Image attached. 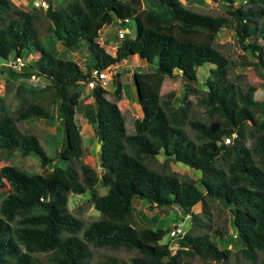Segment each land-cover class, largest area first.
<instances>
[{"label": "trees", "instance_id": "trees-1", "mask_svg": "<svg viewBox=\"0 0 264 264\" xmlns=\"http://www.w3.org/2000/svg\"><path fill=\"white\" fill-rule=\"evenodd\" d=\"M222 1L227 15L195 11L181 0H147L143 8L142 0H63L55 7L46 0L47 7L31 4L27 10L0 0V60L37 54L22 71H7V86L15 89L23 107L14 116L0 115V149L19 150L22 157L33 155L50 166L46 175L13 164L0 166V192L8 186L0 199V264H41L36 253L47 256L46 264H87V244L134 252L121 264H188L183 258L202 264H264V98H256V86L235 71L252 65L264 79V0ZM126 18L135 20V36L127 31L113 54L105 51L97 41L100 29ZM224 26L233 29L236 42L253 61L230 59L217 48L215 37ZM200 33L205 37L194 36ZM53 37L67 50L86 41L85 70L59 55ZM133 55L144 59L147 69L132 73L142 115L134 118L128 133L104 87L95 85L93 99L86 103L80 94L92 70ZM205 64L215 77L205 81L204 89L187 87L201 93L199 101L216 121L186 118L178 106L176 113L185 124H171L169 101L160 97L163 79L178 70L196 81ZM31 75L40 85L28 81ZM54 107L61 142L50 156L35 134L21 133L18 127L31 119H53ZM76 109L82 110L100 143L99 171L83 159ZM158 155L164 156L162 162ZM170 161L201 175L197 181L184 178ZM99 187L105 192L99 193ZM86 191L99 216L81 228V220L68 209V198ZM133 197L151 207L177 204L185 214L201 202L205 215L209 200L230 213L223 229L222 224L212 229L211 223H198L192 212L193 227L175 238L172 252L160 243L166 229L134 225ZM227 223L237 231V250L220 247Z\"/></svg>", "mask_w": 264, "mask_h": 264}, {"label": "rangeland", "instance_id": "rangeland-1", "mask_svg": "<svg viewBox=\"0 0 264 264\" xmlns=\"http://www.w3.org/2000/svg\"><path fill=\"white\" fill-rule=\"evenodd\" d=\"M20 8L27 10L32 7L31 0H12ZM63 0H53V7L59 5ZM189 8L212 15L223 14L227 15V5L222 0H181ZM237 5V1L234 2ZM147 6V0H142L140 8ZM128 28V36L134 37L136 34V24L133 18H130L128 23H119L118 20L113 23L104 25L100 29L99 38L97 41L105 49V51L113 54L116 45L119 43L118 38L119 29ZM198 39L205 37L204 34H194ZM42 40V37H40ZM58 53L63 58H68L76 61L82 70H85L84 59L88 53V44L86 41H81L77 50L65 49L59 41L54 37ZM215 42L217 48L227 55L230 59L237 61H253L255 58L248 52L241 49L233 36V29L228 26H224L220 30L216 37ZM37 57L36 53L29 52L23 59V65L19 68H13L8 63L3 62L0 66V115L14 116L19 109L23 107V103L16 95L15 89H10L7 86V71L12 69L16 72L25 69V63L29 59ZM2 61V60H1ZM147 62L144 59H140L137 55L130 56L125 60H121L118 63L112 64L106 67L108 79L103 83V87L107 90L106 97L117 103L120 109L124 121L126 132L133 131V120L136 117L142 115L141 107L137 102L136 87L132 79V73L136 70L147 69ZM210 64H205L203 67L198 68V78L196 81H191L183 76L180 71L175 70V74L172 77H165L160 87V97L169 101L171 111L168 114V120L171 124H182L181 117L176 113V108L179 106L182 108L186 118L198 117L205 121L215 120V116H209L199 101L200 92L192 91L187 87V84L197 89H204L205 81L215 77L214 72H211ZM235 71L241 73L246 80L256 86V98H264V89L262 84L264 79L261 74L258 73L256 68L252 65L244 67H237ZM13 81H18L16 77L12 78ZM29 81V79H28ZM32 81H30L31 83ZM33 83V82H32ZM91 88L84 86L80 94V99L83 103L89 102L93 99L90 96ZM53 119L45 121L44 119L37 118L25 121L19 124V131L21 133L35 134L48 155L53 156L56 148L60 146L61 142V127L60 116L56 107L53 109ZM75 121L79 126L80 134L83 139L84 147V161L94 166L99 171V159L100 153L98 144L99 141L94 134V130L84 117L82 110L76 109L74 114ZM192 135V132L189 131ZM244 144L249 145L250 139L248 134L244 136ZM164 156L158 155L159 162L163 161ZM219 165L225 166L224 161H218ZM5 164H13L23 170L29 172H40L46 175L50 166L41 164L35 156L22 157L19 150H6L0 149V166ZM172 170L179 173L182 177L197 181L201 175V171L192 168L182 162H169ZM8 189V186H5ZM5 190V191H6ZM5 191L0 192V199L5 194ZM99 193H104L105 188L99 187ZM132 206L134 210V225L148 226L151 228L161 227L167 231L175 226L177 223H181L184 232L192 228L193 217L191 213H197L198 223L205 224L211 223L212 229L219 227L227 219V215L230 213V208H219L215 203L206 200V209L209 210V214L203 213V204L198 202L189 213L185 214L177 204L165 205L162 207L149 206V204L137 197L132 198ZM231 207V206H229ZM69 211L77 216L81 220V228L85 227L90 221L96 219L99 216V212L93 208L90 202V193L86 191L82 194L71 193L68 198ZM186 218H185V217ZM210 217V220L208 219ZM182 218H185L181 221ZM202 229H204L202 227ZM201 229V230H202ZM199 230V231H201ZM228 233L224 243L221 242V248H231L237 250L239 247L237 240V231L231 223H227ZM76 235H81V229L76 232ZM160 243H166L172 252L177 248L176 239H170L168 232L164 234ZM87 264H102L105 261L116 262L121 264L122 262L129 261V258L134 255V252L126 251L125 249H107L96 248L90 244H87ZM34 256L39 260L41 264H46L47 256L43 253H36ZM187 259L188 264H202L196 258H183Z\"/></svg>", "mask_w": 264, "mask_h": 264}, {"label": "built area", "instance_id": "built-area-1", "mask_svg": "<svg viewBox=\"0 0 264 264\" xmlns=\"http://www.w3.org/2000/svg\"><path fill=\"white\" fill-rule=\"evenodd\" d=\"M32 4L35 7H47V2L46 0H32ZM119 21V20H118ZM129 19H124L123 23H128ZM119 23H121L119 21ZM128 31V28L123 29L120 28L119 29V33H118V38H123L125 33ZM5 63H8L11 67L13 68H19L23 65V58L17 57L14 60H9ZM3 64V61L0 60V66ZM108 79V75H107V71L106 68L97 70L94 69L92 70V74L91 76L85 81V86H87L88 88H93L95 85H100L103 87V83ZM32 81L31 83L34 85H40L38 79L34 76L31 75L29 77V82ZM225 143H230L231 141V137L230 136H225L224 138ZM184 234V229L181 226V223H177L175 226H173L171 229L168 230V235L170 237V239H175V238H179Z\"/></svg>", "mask_w": 264, "mask_h": 264}, {"label": "crops", "instance_id": "crops-1", "mask_svg": "<svg viewBox=\"0 0 264 264\" xmlns=\"http://www.w3.org/2000/svg\"><path fill=\"white\" fill-rule=\"evenodd\" d=\"M56 149H57V148H56ZM56 149H55V150H56ZM5 190H6V189H5ZM185 218H186V217H185ZM185 218H182L181 221H183Z\"/></svg>", "mask_w": 264, "mask_h": 264}, {"label": "water", "instance_id": "water-1", "mask_svg": "<svg viewBox=\"0 0 264 264\" xmlns=\"http://www.w3.org/2000/svg\"><path fill=\"white\" fill-rule=\"evenodd\" d=\"M98 148H99V150H100V143L98 144Z\"/></svg>", "mask_w": 264, "mask_h": 264}]
</instances>
